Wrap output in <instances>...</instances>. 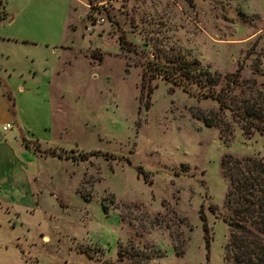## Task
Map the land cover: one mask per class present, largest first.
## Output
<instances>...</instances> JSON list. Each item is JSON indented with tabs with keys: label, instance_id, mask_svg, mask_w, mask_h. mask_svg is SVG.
I'll list each match as a JSON object with an SVG mask.
<instances>
[{
	"label": "rangeland",
	"instance_id": "374dc122",
	"mask_svg": "<svg viewBox=\"0 0 264 264\" xmlns=\"http://www.w3.org/2000/svg\"><path fill=\"white\" fill-rule=\"evenodd\" d=\"M3 15L0 264H233L221 164L264 162V136L199 116L238 71L263 82L264 0H0ZM184 64L219 85L188 95L166 79Z\"/></svg>",
	"mask_w": 264,
	"mask_h": 264
},
{
	"label": "trees",
	"instance_id": "16d2710c",
	"mask_svg": "<svg viewBox=\"0 0 264 264\" xmlns=\"http://www.w3.org/2000/svg\"><path fill=\"white\" fill-rule=\"evenodd\" d=\"M8 18L0 17V22ZM122 47L132 49V44L120 39ZM179 68L168 70L167 80L175 83L188 95H192L190 85L196 84L202 90L219 85V78L207 70L193 68L184 64ZM256 74L264 77V71L257 68ZM241 71L229 80L226 89L216 93L209 90L202 94L204 98L216 101L220 114L210 112L208 117L201 112L199 118L207 127L225 125L222 113L229 111L240 125L245 135L258 133L264 136V80L241 81ZM146 73L143 74V80ZM9 109L13 110L15 101L11 94H6ZM28 148L29 143L23 139ZM53 156L54 155H50ZM222 174L228 184L224 202L223 222L231 229L230 241L226 246V257L233 264H264V162L252 158L236 159L226 156L221 164ZM213 209V208H212ZM202 214V212H201ZM203 219V216L201 215ZM207 235V226H204ZM208 242V241H207ZM183 252L178 253L182 256ZM132 264H149V258L135 252Z\"/></svg>",
	"mask_w": 264,
	"mask_h": 264
},
{
	"label": "crops",
	"instance_id": "0c3cea01",
	"mask_svg": "<svg viewBox=\"0 0 264 264\" xmlns=\"http://www.w3.org/2000/svg\"><path fill=\"white\" fill-rule=\"evenodd\" d=\"M0 91H1V89H0ZM1 93H2V91H1ZM2 96H3V93H2ZM3 99H5V97L3 96ZM5 101H6V99H5ZM52 106L50 105V114H49V116L48 117H50V124H46L44 127H45V131H46V128H48V127H50L51 125H53V115H52V108H51ZM7 118H8V120H11V118L9 117V116H6ZM18 121L22 124V127L24 128H19L18 130L16 129V138L14 139V141L18 144V145H20V147L23 149V150H26L25 148H24V146H23V144H22V141H21V137H20V134L22 133H25L26 131H30V132H34L33 131V129L30 127V126H28V125H25L24 124V122H23V120L21 119V117H20V115H18ZM6 124H8V122L6 123ZM5 124V125H6ZM12 127V126H11ZM11 130H13V129H11ZM8 132V131H7ZM38 135H39V133H38ZM50 136V135H49ZM50 138V137H49ZM48 138V139H49ZM49 142H51V141H49ZM21 143V144H20ZM34 161H38L36 158L34 159ZM30 177H32V176H30ZM24 182H25V180L23 179V181L21 182V184L23 185L24 184Z\"/></svg>",
	"mask_w": 264,
	"mask_h": 264
},
{
	"label": "built area",
	"instance_id": "2783aa9c",
	"mask_svg": "<svg viewBox=\"0 0 264 264\" xmlns=\"http://www.w3.org/2000/svg\"><path fill=\"white\" fill-rule=\"evenodd\" d=\"M11 129V125L10 124H6L5 126H3V131L7 132Z\"/></svg>",
	"mask_w": 264,
	"mask_h": 264
}]
</instances>
